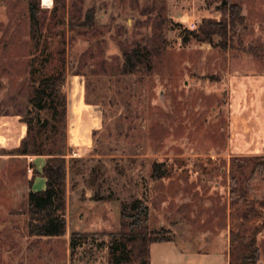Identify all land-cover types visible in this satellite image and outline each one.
Wrapping results in <instances>:
<instances>
[{"label": "rangeland", "instance_id": "rangeland-1", "mask_svg": "<svg viewBox=\"0 0 264 264\" xmlns=\"http://www.w3.org/2000/svg\"><path fill=\"white\" fill-rule=\"evenodd\" d=\"M230 5L243 24L213 45L192 37L205 19L227 21ZM135 48L142 63L128 74L124 54ZM59 74L64 122L45 110L48 127L33 133L66 159V234L28 237L27 179L47 156L10 155L20 143L0 138V264H134L110 236L124 231L122 209L136 200L148 229L181 237L178 248L252 264L242 259L261 223L253 216L264 215V0H0V118L22 123L38 82ZM79 98L92 105L88 123L69 117ZM256 240L264 264V227Z\"/></svg>", "mask_w": 264, "mask_h": 264}, {"label": "trees", "instance_id": "trees-1", "mask_svg": "<svg viewBox=\"0 0 264 264\" xmlns=\"http://www.w3.org/2000/svg\"><path fill=\"white\" fill-rule=\"evenodd\" d=\"M30 19L37 23V11L33 3L29 4ZM228 18L222 21L205 19L196 31H191L192 37L202 43L213 45L215 36L226 38L228 28L236 24H243L245 18L241 15L238 6L230 5L227 9ZM85 24H91L92 19L86 17ZM90 20V22H89ZM225 47V46H224ZM141 52L135 48L124 54V70L128 74H135L141 66ZM65 78L62 74L51 78L41 79L33 91L31 98V111L23 117L21 122L26 125V134L21 139L20 145L10 151V155L16 156H42L47 159L41 169L40 176L45 180V187L40 191H30L27 195V223L26 231L31 238H56L66 234V172L67 163L62 154V150L49 149L42 150L38 133H33L37 125L46 128L49 120L40 117V113L47 110L51 114V121L62 124L66 115V100L63 96ZM58 106L61 110H58ZM55 126V125H53ZM54 146V145H53ZM264 160V158H262ZM157 164L154 165V172ZM164 173L155 176L162 178ZM254 219H261L259 227H256L250 234V239L246 244L248 254L243 257L242 262L259 261V249L257 247V235L264 227V215L253 216ZM122 227L124 231L112 234L110 244H119L127 247V254L134 264H150V245L154 243L173 242V236L165 233L150 231L147 226L149 210L140 201H134L129 207H124L121 213ZM125 220L127 222L125 223ZM76 233L70 236V248H75L74 238ZM85 240V236H79Z\"/></svg>", "mask_w": 264, "mask_h": 264}, {"label": "crops", "instance_id": "crops-1", "mask_svg": "<svg viewBox=\"0 0 264 264\" xmlns=\"http://www.w3.org/2000/svg\"><path fill=\"white\" fill-rule=\"evenodd\" d=\"M75 84L78 86L77 82H73V91L74 94H77L79 87H75ZM78 88V89H77ZM264 105V103H263ZM91 104H87L84 100L79 98L76 103L70 104V110L69 117H82L84 121L89 122V108H91ZM6 116H2L0 118V138L4 139L5 141H15V147L18 146L21 139L24 137L26 133V127L22 123H14V121H7L4 120ZM18 117V116H15ZM87 119V120H86ZM86 126V125H85ZM86 134L84 133V136L82 138L87 139L88 133L91 132L92 128L88 129L86 131ZM10 133V134H8ZM79 135L76 136V141L79 142ZM0 139V145L2 143ZM70 146H74L76 150L77 148H82V150H87V145H82V143L73 144L70 143ZM0 148H4V146H0ZM26 178V177H25ZM27 182H30V187H28L27 195L30 191H36V188L34 187L35 181L38 182L40 180L42 182V187L38 190H43L45 187V180L41 176L34 177L31 181L30 179H27ZM230 207L227 209L226 217H224V227L222 234H225L226 243L229 244L230 242ZM181 237L175 238L173 242H163V243H154L150 245V264H228V253H213V252H206L203 249H197L195 250H183L181 248H178V242L180 241ZM177 239V240H176ZM178 241V242H176ZM228 247V245H226ZM228 251V250H227Z\"/></svg>", "mask_w": 264, "mask_h": 264}, {"label": "built area", "instance_id": "built-area-1", "mask_svg": "<svg viewBox=\"0 0 264 264\" xmlns=\"http://www.w3.org/2000/svg\"><path fill=\"white\" fill-rule=\"evenodd\" d=\"M187 27L189 28V30H196L197 29V23L195 21H189Z\"/></svg>", "mask_w": 264, "mask_h": 264}]
</instances>
